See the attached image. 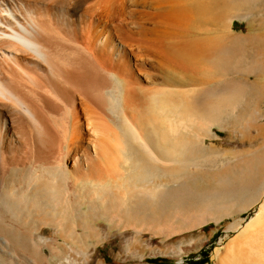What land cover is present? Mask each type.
Returning <instances> with one entry per match:
<instances>
[{
	"label": "rangeland",
	"instance_id": "1",
	"mask_svg": "<svg viewBox=\"0 0 264 264\" xmlns=\"http://www.w3.org/2000/svg\"><path fill=\"white\" fill-rule=\"evenodd\" d=\"M241 9L220 21L219 36L231 34L233 43L217 56L205 51L187 59L196 80L187 97L184 88L176 89L181 95L167 94L162 62L152 54L143 53L147 59L142 55L134 76L145 92L158 88L153 96L139 94L141 106L130 109L134 116L112 83L106 92L112 105L100 113L108 145L100 143L98 152L86 145L99 165L75 170L67 160L64 171L32 166L0 180V264H264V222L257 231L246 228L264 214V0H246ZM193 28L191 39L208 37ZM213 78L233 88L225 92L220 82L218 104L211 106V93L200 90L215 86ZM168 97L178 98L174 104ZM118 115L136 127L141 117L146 139L136 140L124 120L133 134L122 127L123 134Z\"/></svg>",
	"mask_w": 264,
	"mask_h": 264
},
{
	"label": "bare ground",
	"instance_id": "2",
	"mask_svg": "<svg viewBox=\"0 0 264 264\" xmlns=\"http://www.w3.org/2000/svg\"><path fill=\"white\" fill-rule=\"evenodd\" d=\"M237 1L239 0H0V180L7 174L9 177L15 170L22 171L26 167L33 166L41 170L43 167L64 169L67 160L73 162L72 167L75 170L96 164L86 145L98 149L97 152L101 149L100 143L108 145L110 131L106 130L107 126H103L100 120V113L107 110L105 108L109 103L106 92L113 90L114 82L116 84L114 89L118 90L123 98L121 101L124 100L125 103L124 105L120 102V105L128 108H125V111L130 112L131 108L132 110L137 108L138 101H141L139 94L145 90L140 87L134 72L141 64L137 62L142 60L143 53L152 54L156 59L159 58V63L162 62L161 71L164 75H160L164 76V84L170 88L167 90H171L167 93L169 96L171 94L174 96L176 89L183 88L186 89L184 95L186 97L190 95H187L188 85L191 86L190 83L196 80L189 74L192 67H186L189 62L187 59H191V56L199 58L209 53L211 57L214 53L217 56L222 46L227 47L225 45L230 43L229 40L226 41L224 37L219 36L222 27L220 21L226 16L218 14L227 4ZM146 2H150L151 4H148L151 6ZM145 3L149 10L143 8ZM235 14L236 11H231L225 15L231 17ZM193 18L198 21H194ZM192 26L197 28V35L200 29L206 34L209 33L208 37L199 35L200 39L198 36L191 39L189 34L195 31L194 28L190 29ZM132 58L136 62L132 61ZM223 59L218 60L221 61L220 64ZM193 62L197 63L196 60ZM233 65L235 64L231 66ZM263 65V62H260V66ZM227 68L225 69L229 70ZM195 70L196 68L193 74ZM209 72L212 75L211 71ZM219 80L220 78L210 81L212 86L214 82H218L214 83L213 87L208 88L205 84V87L201 86L200 91L207 95L211 93L212 105L208 103L210 100L207 102L201 98L200 102L201 100L202 103L207 102L206 106L218 104L217 96L221 93L219 84L223 82L221 80L220 83ZM197 82L200 85L199 81ZM223 84L226 85L223 88L225 92L228 88H233V84L230 86L224 82ZM155 87L154 85L149 87L146 92L149 91L153 96L158 86ZM206 94L200 96H207ZM157 95L161 96L163 92L162 94L157 92ZM224 96L225 100L232 95L228 98ZM171 97L166 101L170 102ZM175 98L178 97H174V102L171 99L174 104L177 101ZM110 105L107 107H111ZM129 115L134 116V112H130ZM118 116L117 118L122 120V125L125 124L119 125L120 128L127 129L129 126L123 122L124 117ZM132 116L131 121H134ZM112 117L110 116V120ZM140 118L135 119L140 121L139 125L143 124ZM154 118L156 120V117ZM129 119L128 117L124 121L130 124ZM116 122L117 120L114 123ZM169 124L172 123L169 121ZM130 125L129 128L134 132L136 140L141 141L148 135L145 134L146 131L141 132L144 131L143 127L140 128L141 125L137 127L135 124ZM150 129L152 130L151 126ZM124 130L122 129V133L126 134L127 131ZM132 131L129 133L133 134ZM151 153L153 154V151ZM154 158L156 159L155 156ZM263 222L264 214L248 223L246 228L257 231ZM225 259V256H221L219 261L224 262Z\"/></svg>",
	"mask_w": 264,
	"mask_h": 264
},
{
	"label": "crops",
	"instance_id": "3",
	"mask_svg": "<svg viewBox=\"0 0 264 264\" xmlns=\"http://www.w3.org/2000/svg\"><path fill=\"white\" fill-rule=\"evenodd\" d=\"M244 3H246V0H239V1H237L236 3H231V4H227L220 12H219V15L220 16H226V17H223L224 19H227V17L229 16V15H225L226 13H229V12H231V11H236V14H235V16H231V17H228V19L229 18H235L237 15H239L240 14V12H243L242 11V7L244 6ZM222 5H224V4H222ZM228 6H231V7H228ZM221 34V33H220ZM221 37H224V39H226V41L227 40H229L228 42H230V43H228V44H231V43H233V36L231 35V34H227V35H221ZM227 45V44H226Z\"/></svg>",
	"mask_w": 264,
	"mask_h": 264
},
{
	"label": "trees",
	"instance_id": "4",
	"mask_svg": "<svg viewBox=\"0 0 264 264\" xmlns=\"http://www.w3.org/2000/svg\"><path fill=\"white\" fill-rule=\"evenodd\" d=\"M205 262H201L200 264H204Z\"/></svg>",
	"mask_w": 264,
	"mask_h": 264
}]
</instances>
